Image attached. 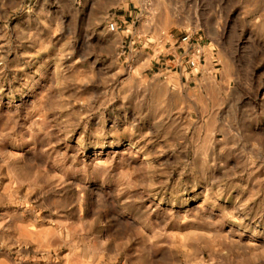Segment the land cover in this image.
<instances>
[{"label": "rangeland", "instance_id": "obj_1", "mask_svg": "<svg viewBox=\"0 0 264 264\" xmlns=\"http://www.w3.org/2000/svg\"><path fill=\"white\" fill-rule=\"evenodd\" d=\"M0 264H264V0H0Z\"/></svg>", "mask_w": 264, "mask_h": 264}, {"label": "built area", "instance_id": "obj_2", "mask_svg": "<svg viewBox=\"0 0 264 264\" xmlns=\"http://www.w3.org/2000/svg\"><path fill=\"white\" fill-rule=\"evenodd\" d=\"M107 27L111 31H116V30H118L119 25H118L117 21L111 19L108 21ZM190 35H191L190 33H185V35L180 38L181 41L188 42L190 40Z\"/></svg>", "mask_w": 264, "mask_h": 264}]
</instances>
